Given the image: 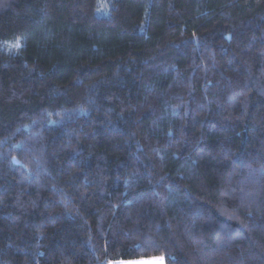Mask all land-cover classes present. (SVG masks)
I'll use <instances>...</instances> for the list:
<instances>
[{"label":"trees","instance_id":"16d2710c","mask_svg":"<svg viewBox=\"0 0 264 264\" xmlns=\"http://www.w3.org/2000/svg\"><path fill=\"white\" fill-rule=\"evenodd\" d=\"M157 256L264 264V0H0V264Z\"/></svg>","mask_w":264,"mask_h":264},{"label":"rangeland","instance_id":"374dc122","mask_svg":"<svg viewBox=\"0 0 264 264\" xmlns=\"http://www.w3.org/2000/svg\"><path fill=\"white\" fill-rule=\"evenodd\" d=\"M160 258L162 257L157 256V257H152L149 259L133 260V261H115V262H111L110 264H160ZM163 264H164V261H163Z\"/></svg>","mask_w":264,"mask_h":264},{"label":"snow or ice","instance_id":"6c2138e0","mask_svg":"<svg viewBox=\"0 0 264 264\" xmlns=\"http://www.w3.org/2000/svg\"><path fill=\"white\" fill-rule=\"evenodd\" d=\"M160 264H163V258H160Z\"/></svg>","mask_w":264,"mask_h":264},{"label":"crops","instance_id":"0c3cea01","mask_svg":"<svg viewBox=\"0 0 264 264\" xmlns=\"http://www.w3.org/2000/svg\"><path fill=\"white\" fill-rule=\"evenodd\" d=\"M142 260V259H141Z\"/></svg>","mask_w":264,"mask_h":264}]
</instances>
